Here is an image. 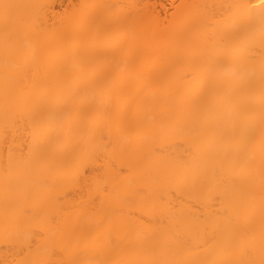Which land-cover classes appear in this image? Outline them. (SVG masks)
Wrapping results in <instances>:
<instances>
[{"label":"bare ground","instance_id":"1","mask_svg":"<svg viewBox=\"0 0 264 264\" xmlns=\"http://www.w3.org/2000/svg\"><path fill=\"white\" fill-rule=\"evenodd\" d=\"M64 1L0 0V264H264L261 0Z\"/></svg>","mask_w":264,"mask_h":264},{"label":"rangeland","instance_id":"2","mask_svg":"<svg viewBox=\"0 0 264 264\" xmlns=\"http://www.w3.org/2000/svg\"><path fill=\"white\" fill-rule=\"evenodd\" d=\"M67 1H68V0H67ZM67 1H66V2H67ZM74 1H75L74 3L77 4V2H78L79 0H78V1H77V0H74ZM76 1H77V2H76ZM134 1H135V0H132V3H133ZM140 1H141V0H140ZM140 1H139V3H140ZM146 1H147V0H146ZM155 1H156V0H149V1H147V2H148V3H147V6L150 7V5H152V7H153ZM166 1H168V2H166ZM176 1H177V0H163V1H162V0H159V1H156V2H160L159 4L163 5V6H161V5H160V6H155V5H154V8H155V7H159V8H161V11H159L160 9L157 10L159 13L161 12V13H160L161 15H160L159 13H157L158 16H159V15L161 16V17L159 16L160 19L163 18V19H162L163 21H164V18H166V20H167V18L169 19L170 16H171V14H170L169 17H166V16H168L167 14H168V13H171V12L174 13L175 11H173V8H175L176 6H179V2H180V1L183 2V0H178L177 2H176ZM64 2H65V1H64ZM64 2H63V3H64ZM66 2H65V3H66ZM135 2L137 3L138 0L135 1ZM260 2H261V1H260ZM260 2H258V3H260ZM70 3H71V2H69V4H70ZM72 3H73V1H72ZM72 3H71V4H72ZM142 3H143V1H141V4H142ZM163 3L166 4V5H164ZM167 3H168V4H167ZM169 3H170L171 5H170ZM173 3H174V4H173ZM175 3H177V4H175ZM141 4H140V6H141ZM148 4H149V5H148ZM155 4H157V3H155ZM62 5H63V4H62ZM66 5H68V4L66 3ZM66 5H65V6H66ZM73 5H75V4H73ZM142 5H144V3H143ZM157 5H158V4H157ZM63 6H64V5H63ZM147 6H144V7H147ZM171 6H172V7H171ZM173 6H174V7H173ZM206 6H207V5H206ZM141 7H142V11H144L145 8H144L143 6H141ZM149 7L146 8V9H147V13H146V11H144V13H146V15H149L148 11L151 12V11H153L152 9H154V8L151 7V11H150V8H149ZM162 7H163V9L166 8L165 11L168 12V13H164V14H163V12H165V11L162 9ZM164 7H165V8H164ZM168 7H169V8H168ZM170 7H171V8H170ZM207 7H208V6H207ZM143 8H144V10H143ZM57 9H58V7H57ZM59 9H60V8H59ZM168 9H169V10H168ZM171 9H172V10H171ZM162 10H163V11H162ZM157 11H156V12H157ZM154 13H155V10H154ZM150 14H153V13H150ZM162 15H166V16H162Z\"/></svg>","mask_w":264,"mask_h":264},{"label":"snow or ice","instance_id":"3","mask_svg":"<svg viewBox=\"0 0 264 264\" xmlns=\"http://www.w3.org/2000/svg\"><path fill=\"white\" fill-rule=\"evenodd\" d=\"M261 5L264 6V0H261Z\"/></svg>","mask_w":264,"mask_h":264}]
</instances>
